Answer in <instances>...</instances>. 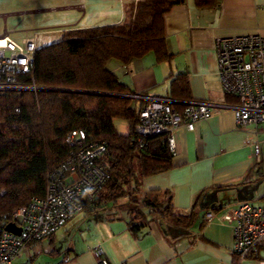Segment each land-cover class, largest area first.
Instances as JSON below:
<instances>
[{"label": "crops", "instance_id": "1", "mask_svg": "<svg viewBox=\"0 0 264 264\" xmlns=\"http://www.w3.org/2000/svg\"><path fill=\"white\" fill-rule=\"evenodd\" d=\"M137 2L0 0V18L32 15L45 26L46 34L57 32L60 41L68 31L131 21ZM163 18L168 61L157 62L154 54H148L128 66L112 60L108 69L141 97L139 101L165 98L179 111L189 102H205L215 109L194 131L184 127L176 131L177 154L171 168L144 178L140 185L143 196L159 191L164 200L171 197L178 213L194 212V223L177 228L159 217L134 234L125 210L110 205L97 212L84 209L50 240L28 248L30 253L54 247L50 253L59 264H100L101 259L108 264H238L233 227L218 218L206 220V215L221 216L244 203H264V124L238 127L233 113L238 102L222 90L215 48L222 38L264 36V0H218L215 8L208 9L198 8L195 0H182ZM16 26L12 37L41 35L36 29L19 31ZM179 77L187 83L189 102L173 98V82ZM114 126L120 135L130 134L129 122L117 119ZM240 264H264V247Z\"/></svg>", "mask_w": 264, "mask_h": 264}, {"label": "trees", "instance_id": "2", "mask_svg": "<svg viewBox=\"0 0 264 264\" xmlns=\"http://www.w3.org/2000/svg\"><path fill=\"white\" fill-rule=\"evenodd\" d=\"M195 1L200 9L218 3ZM181 2L138 0L127 23L68 31L60 41L36 51L34 70L25 82L31 85L33 78L37 92H0V219L32 198L46 196L48 173L70 156L66 135L82 129L89 139L105 143L101 162L109 174L98 200L85 210L97 212L106 205L125 210L134 234L159 217L177 228L191 227L194 212L178 213L171 197L164 200L159 191L142 195L141 181L169 170L173 157L162 136L148 137L145 148H138L134 127L145 102L135 99L108 69L112 60L128 66L148 54L157 62L168 61L163 17ZM172 87L173 98L189 102L184 78H177ZM117 119L129 122L128 136L116 130Z\"/></svg>", "mask_w": 264, "mask_h": 264}, {"label": "built area", "instance_id": "3", "mask_svg": "<svg viewBox=\"0 0 264 264\" xmlns=\"http://www.w3.org/2000/svg\"><path fill=\"white\" fill-rule=\"evenodd\" d=\"M36 36L35 33L17 40L7 30L0 35V92L38 91L33 78L31 85L25 82L34 70ZM215 53L222 90L238 102L233 110L238 127L264 124V36L249 34L218 39ZM143 101L134 127L138 148H145L146 138L162 136L172 157L177 154L176 131L181 127L194 131L197 123L209 120L215 113L205 102H189L179 111L165 98ZM65 143L71 148L69 159L48 173L46 196L32 198L9 218L0 219V264H14L28 248L50 240L81 214L86 205L93 206L107 184L109 174L101 162L106 153L104 142L89 139L86 131L77 129L66 135ZM255 152H260L258 145ZM215 218L233 227L238 264L264 247V203H244L221 216L206 215V220ZM9 223L21 230L19 235L6 230ZM101 264L108 262L101 259Z\"/></svg>", "mask_w": 264, "mask_h": 264}, {"label": "rangeland", "instance_id": "4", "mask_svg": "<svg viewBox=\"0 0 264 264\" xmlns=\"http://www.w3.org/2000/svg\"><path fill=\"white\" fill-rule=\"evenodd\" d=\"M39 18L34 17L32 15H24V16H16V18H7V20H4L3 18H0V35L4 33V31L11 32L12 28L19 27V31H24L27 28L36 29L39 34V38H37V45L39 48L45 47L47 45L53 44L58 42L59 34L53 30V32H49L46 34V30H43L45 26H42V24L38 20ZM7 21V23H6ZM35 34V33H34ZM15 36L17 40H20L22 37V34H16ZM13 37L14 39H16ZM55 250L54 247L50 249L48 252L43 251L40 254H34L35 252H29L26 250L24 254L22 255V258H20L18 261H16L14 264H59L60 261L57 260L56 255H51L50 251ZM35 255V259L34 258Z\"/></svg>", "mask_w": 264, "mask_h": 264}, {"label": "water", "instance_id": "5", "mask_svg": "<svg viewBox=\"0 0 264 264\" xmlns=\"http://www.w3.org/2000/svg\"><path fill=\"white\" fill-rule=\"evenodd\" d=\"M19 15H21V14H19ZM82 203H83V205L85 206V200L84 199H82ZM6 230L8 231V232H11V233H14V234H16V235H19L20 234V232H21V230L15 225V224H12V223H9L7 226H6Z\"/></svg>", "mask_w": 264, "mask_h": 264}]
</instances>
